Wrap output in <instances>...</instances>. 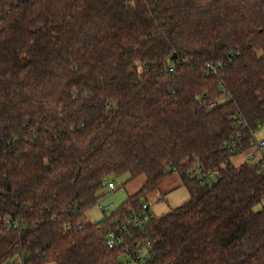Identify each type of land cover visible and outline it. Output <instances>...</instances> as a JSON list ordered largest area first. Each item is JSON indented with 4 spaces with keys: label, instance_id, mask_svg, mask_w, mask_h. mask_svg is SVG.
Returning <instances> with one entry per match:
<instances>
[{
    "label": "trees",
    "instance_id": "obj_1",
    "mask_svg": "<svg viewBox=\"0 0 264 264\" xmlns=\"http://www.w3.org/2000/svg\"><path fill=\"white\" fill-rule=\"evenodd\" d=\"M263 122L264 0H0V264H124L107 234L144 191L85 214L174 174L189 200L131 230L139 264H264Z\"/></svg>",
    "mask_w": 264,
    "mask_h": 264
},
{
    "label": "rangeland",
    "instance_id": "obj_2",
    "mask_svg": "<svg viewBox=\"0 0 264 264\" xmlns=\"http://www.w3.org/2000/svg\"><path fill=\"white\" fill-rule=\"evenodd\" d=\"M255 139L258 141L264 140V128L255 134ZM245 157L242 159L243 163H245ZM240 160V157L233 158V163H235L236 166H239L238 162ZM109 181L117 186V190L110 191L107 187L105 188L103 198L92 210L85 214V220L87 222H100L104 217L102 208L109 207L106 213V216H109L118 210L130 197L137 195L142 191H144L142 202H145L150 206L152 214L156 217H161L170 211L181 207L189 200L188 192L183 187L180 175L178 174L170 176L166 180L160 182L153 189H146L148 180L145 176H141L133 181L130 180L129 176ZM263 207L264 202L262 205L257 206L256 210H260ZM122 262L124 264H137L128 262L126 257L122 259Z\"/></svg>",
    "mask_w": 264,
    "mask_h": 264
},
{
    "label": "built area",
    "instance_id": "obj_3",
    "mask_svg": "<svg viewBox=\"0 0 264 264\" xmlns=\"http://www.w3.org/2000/svg\"><path fill=\"white\" fill-rule=\"evenodd\" d=\"M208 74L211 76H217L219 69L208 65ZM169 72H173L174 69L170 68L168 70ZM215 108V104H210L207 107V110H213ZM264 128V122L261 124H258L257 129L261 130ZM253 141L251 144L259 151V155L257 153H250L246 155L245 157V163L246 164H252L257 161H262V169L264 170V140L258 141L255 139V135ZM217 174V172H212L210 174H203L198 173L204 180H209L212 177H214ZM104 185L108 188L110 191L117 190V186L110 181L105 180ZM109 207L102 208V212L104 216H106V213L108 211ZM104 218V217H103ZM152 219V212L150 209V206L147 203H144L142 205V212L141 213H133L132 215L126 217L123 221L113 224L112 228L107 234V246L109 249H114L117 245L122 244L124 245V256L128 260V262L133 263H144L147 259V256L144 252V250L137 248L133 250L128 244H127V237H130L131 230L132 229H138L149 223ZM87 222V221H86ZM5 225L7 229L13 227L18 228V223H12L10 219H6ZM79 229H82L81 226L78 227Z\"/></svg>",
    "mask_w": 264,
    "mask_h": 264
}]
</instances>
